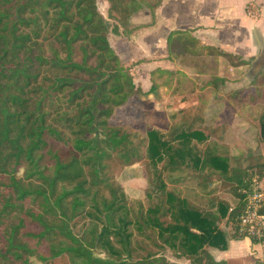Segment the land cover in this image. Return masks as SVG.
Here are the masks:
<instances>
[{
  "label": "trees",
  "instance_id": "obj_1",
  "mask_svg": "<svg viewBox=\"0 0 264 264\" xmlns=\"http://www.w3.org/2000/svg\"><path fill=\"white\" fill-rule=\"evenodd\" d=\"M107 1L105 18L97 0H0V264H170L164 246L191 264H224L204 248H227L217 226L224 217L233 238H247L238 232L240 206L220 201L218 216L206 213L168 189L161 172L169 181V172L197 176L204 168L226 176L227 158L209 149L203 155L191 139L205 143L208 135L190 132L193 126L165 136L147 124L139 132L112 122L136 111L140 90L109 34L118 33L117 24L128 27L139 0ZM222 55L234 67L244 64ZM260 93L264 74L249 103ZM257 126L264 143V108ZM142 160L153 167L145 190L151 203L131 218L113 171ZM240 191L232 189L241 201ZM78 219L88 221L75 234ZM131 225L152 250L133 247ZM247 239L264 243V232L259 242Z\"/></svg>",
  "mask_w": 264,
  "mask_h": 264
},
{
  "label": "crops",
  "instance_id": "obj_2",
  "mask_svg": "<svg viewBox=\"0 0 264 264\" xmlns=\"http://www.w3.org/2000/svg\"><path fill=\"white\" fill-rule=\"evenodd\" d=\"M136 4L126 29L107 19L110 27H119L117 34H109V43L140 90L133 99L135 108L137 100L146 97L151 115L163 117V123H152L165 136L178 127L183 132L186 126L206 137L218 134L212 136L217 144L210 147L214 155L222 153L227 158L226 176L210 168H205L209 173L197 176L169 172L172 184L188 187L196 195L189 198L177 191L180 197L218 216L220 201L231 209L239 204L234 187L243 189L253 178L264 176V143L256 147L250 138L258 126L249 114L253 106L246 97L263 89L264 0H139ZM96 5L106 18L108 1L97 0ZM222 54L244 64L234 67ZM222 135L228 148L218 145ZM191 142L200 148L204 144L195 138ZM203 193L207 195L199 197ZM229 225L226 217L217 223L227 238L225 250L204 248L213 260L264 264V243L233 238ZM163 256L170 264H191L167 246Z\"/></svg>",
  "mask_w": 264,
  "mask_h": 264
},
{
  "label": "rangeland",
  "instance_id": "obj_3",
  "mask_svg": "<svg viewBox=\"0 0 264 264\" xmlns=\"http://www.w3.org/2000/svg\"><path fill=\"white\" fill-rule=\"evenodd\" d=\"M141 100L142 101L137 100L136 111L135 110H130V111L129 110L128 111L123 110V113H121L120 116H119V114L115 115V118L112 119V122L119 123V124L121 123V124H124L125 126L126 125L130 126L131 128H137L139 130V132L144 130V126H145V124H147L146 122H148V123H150V125L153 124L152 125L153 129H156V130L158 129L164 133L163 129H161L159 126H154V123H152L153 121L163 123V121H164L163 117H161L159 115L154 117L153 115H151L153 110L150 109V106H149L150 102L146 99V97L142 98ZM254 100L256 101V98L253 99V101ZM251 105L253 107L251 108L249 114H250V116L254 117V119H255L254 126L257 128V123H256L257 118L264 108V95H263V93H260V95L257 96L256 103L253 102ZM138 107H139V109H138ZM158 109H159V106H158ZM136 112L140 115L137 116ZM142 114H145L146 116H143ZM214 135H216L215 137H217L218 134L214 133ZM214 135L208 136V141H205V143L203 144V147L200 148L201 151L205 150V149L211 150V147H210L211 144L212 143L217 144L216 143L217 141L212 139V136H214ZM250 138L252 139V141L254 143L253 145L258 147V145L260 143V137H259V133H258L257 129L252 131ZM218 140H220V142L222 141V144H219L220 143L219 142L218 145L228 148L227 145H225L223 143L224 142L223 135H222L221 139H218ZM263 147H264V145H263ZM215 156H218V155H215ZM220 156L223 157L222 153H220ZM255 159H257V158H255ZM261 159H263V158H258V160H261ZM250 160H251V158H248L246 161L250 162ZM113 172H114V178L120 184V186L122 187V190L125 194L124 195L125 201L122 202V205L125 206V208L128 210L130 217L132 218V217H134V215L138 211L139 207L146 209L149 206V204L151 203L150 202L151 199L150 198L148 199V197L145 196L146 195L145 190H146V188L148 189L151 187V178H152V174H153V167L150 166V164L148 163L147 160H142L139 163H135L131 167L120 168V166H116V168L114 169ZM203 172L209 173V170L204 168ZM161 175H162V179L165 182H167V188L168 189H174L176 192L181 191L180 192L181 195L188 196L189 198H193V195H195L193 192H191L192 189H189L188 187L180 188L181 184H179V183L172 184L167 179V175L164 172H161ZM174 177H176V176H174ZM178 178H180V177H178ZM204 195L206 196L207 194L203 193V196L201 195L199 197H204ZM87 221H88L87 219H86V221L81 220V219L76 220L75 225H74V229H73L74 233L79 234L80 232L84 231V229L86 228ZM134 227H135L134 225L127 227L128 232H130L132 234V238H131L132 244L134 242L138 243L137 245H133V247L146 246L149 250L150 249L152 250L151 241L145 240L144 237ZM112 241L115 244V246L119 248V245L115 243V239H112ZM142 242H144V243H142ZM95 253L98 254L100 257H103L101 250L97 249L95 251ZM140 254H143V253L138 251L137 255H140ZM68 261L69 260H67L66 258H64L63 260H62V258H58L49 264H70V262H68ZM29 263L30 264H42L41 262H38L35 259H30Z\"/></svg>",
  "mask_w": 264,
  "mask_h": 264
},
{
  "label": "built area",
  "instance_id": "obj_4",
  "mask_svg": "<svg viewBox=\"0 0 264 264\" xmlns=\"http://www.w3.org/2000/svg\"><path fill=\"white\" fill-rule=\"evenodd\" d=\"M240 192L238 232L259 242L264 232V176L253 178Z\"/></svg>",
  "mask_w": 264,
  "mask_h": 264
}]
</instances>
